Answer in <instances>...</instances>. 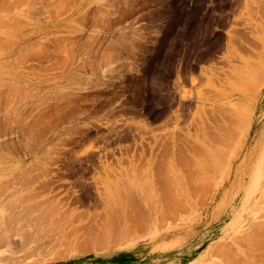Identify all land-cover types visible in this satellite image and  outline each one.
Segmentation results:
<instances>
[{"label":"rangeland","instance_id":"1","mask_svg":"<svg viewBox=\"0 0 264 264\" xmlns=\"http://www.w3.org/2000/svg\"><path fill=\"white\" fill-rule=\"evenodd\" d=\"M0 264H264V0H0Z\"/></svg>","mask_w":264,"mask_h":264},{"label":"bare ground","instance_id":"2","mask_svg":"<svg viewBox=\"0 0 264 264\" xmlns=\"http://www.w3.org/2000/svg\"><path fill=\"white\" fill-rule=\"evenodd\" d=\"M242 120V119H241ZM235 123V122H234ZM217 127V126H216ZM137 168V167H136ZM135 182V181H134ZM138 185V184H137ZM146 185V184H145ZM126 191V190H125ZM144 191V190H143ZM115 194V193H114ZM128 196V195H127ZM131 197H128L127 198V200H129ZM120 199V198H119ZM132 199V198H131ZM145 199V198H144ZM121 200V199H120ZM162 200V199H161ZM159 203V202H158ZM127 205H130L129 204V202H128V204ZM130 209V208H129ZM132 209V208H131ZM131 209H130V211H131ZM163 211V210H162ZM128 212V214H129V211H127ZM109 214V213H108ZM111 216V215H110ZM119 216V215H118ZM159 218H160V216H159ZM161 219H162V217H161ZM164 219V218H163ZM254 224V223H253ZM132 231V230H131ZM115 233V232H114ZM247 261V260H246Z\"/></svg>","mask_w":264,"mask_h":264}]
</instances>
